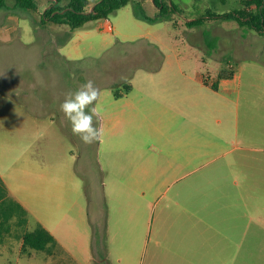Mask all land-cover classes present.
Here are the masks:
<instances>
[{"label":"rangeland","instance_id":"1","mask_svg":"<svg viewBox=\"0 0 264 264\" xmlns=\"http://www.w3.org/2000/svg\"><path fill=\"white\" fill-rule=\"evenodd\" d=\"M172 2L180 15L154 23L139 19L130 26L135 14L153 18L141 2L117 10L107 18L114 28L108 32L101 28L105 19L73 30L41 22L44 0L35 12L6 0L0 9V176L27 208V229L61 218L70 249L84 257L88 245L95 264H177L174 236L166 231L176 228L174 212L217 191L224 169L221 178H235L244 199L228 207L240 213L236 229L250 219L239 255L226 264H264V36H242L241 25L224 20L203 33L192 25L189 33L188 18L231 12L243 0ZM129 27L149 35L116 36ZM214 69L223 77L236 70L239 85L217 94L188 78ZM88 80L101 92L102 119L94 117V126L103 135L86 145L59 105ZM117 82H134L148 96L133 98L132 106L117 102L114 93L125 92ZM76 213L87 219L78 224ZM41 257L34 251L32 260Z\"/></svg>","mask_w":264,"mask_h":264},{"label":"crops","instance_id":"2","mask_svg":"<svg viewBox=\"0 0 264 264\" xmlns=\"http://www.w3.org/2000/svg\"><path fill=\"white\" fill-rule=\"evenodd\" d=\"M139 2L143 3V5L148 8L153 17L157 16L158 8L154 6L152 0H128V3L120 9H127L130 7V5L138 4ZM91 4L93 6L94 2L88 3V5ZM45 6H48L47 2L42 3V7L44 8ZM134 17L135 20H129L130 26L135 23L137 24L139 19L142 20L137 14H135ZM195 18L198 17H190L185 20V23L194 20ZM218 21L223 20H207L195 26H198L199 30L203 33V30H208L211 24H215ZM106 22H109L112 25L109 20L105 19L101 25V28H103L105 31H108L105 28ZM232 22V28L237 29L240 24L235 21ZM191 27L193 26H189L188 28L189 33L192 31ZM248 29L249 28L246 26H241V32H239L242 36L247 34L250 35V33L252 35H258L255 30L250 29L248 32ZM113 30L114 28L112 25V31L108 32H113ZM128 30L129 31L127 32L122 30L119 32L117 31L116 36L118 38L121 37L123 39H131L136 37H146L149 35L146 33L143 34L134 32L130 27ZM4 32L7 31L4 30L2 34ZM259 36H264V33L259 34ZM175 55L178 57V59L180 56H182L181 54ZM180 72L183 73L182 70H180ZM212 72V75L209 72L206 73L210 76L209 80L207 81L205 80L206 78H204L206 74L201 72L196 73L195 77L192 75L188 76V78L191 81L195 80L200 87H206L211 89V91L214 90V92L217 94L219 93V90L225 91L229 90L230 88H236L239 85V74L236 70L228 77H221V73L217 69L212 70ZM150 76L152 77V74H150ZM122 82H117V85L122 86L126 84ZM129 84L130 90L127 93H122L120 97H115V100H117V102L125 101L124 104L127 106H132L133 98H136V100L139 101H144L146 98L144 94L147 96L148 94L140 93L141 90L135 87L136 85H134V82H129ZM213 86H215V89ZM124 115L125 114H120L117 117H120L119 119H121V117L123 118ZM186 144L189 145L188 143ZM192 153L193 152H190V154ZM205 153H207V151H205ZM200 154H204V152ZM232 165V162L226 164V170L229 171L232 168ZM190 170H192V168ZM223 170L224 169L218 170L220 172L218 179L220 178L222 182L221 185H219L220 188L217 191L213 189L210 191L211 194L207 193V195L204 196V199H201L202 201H200V203H194L193 201V203H191L192 209L190 210L182 208V213L174 212L173 225H175L176 228L167 229L166 231L168 232V235L174 236L172 243H170V247L173 248L172 252L178 256L179 259H181L177 264H226V259H230L231 262H233L236 256L239 255L244 239L246 238V235H248L250 219L247 220L245 227L242 229H236L237 226H239L238 220L240 219V213L229 210L228 207L241 206V203H244V199H240L238 197V192L235 190L238 182L235 178H221L223 176H221V172H223ZM209 178L210 177L208 176V180ZM0 179L5 184L7 190L10 191L8 184L3 180L2 176H0ZM229 185H232V187L230 188ZM231 191H233L234 194L229 193ZM15 201L20 203L26 212H28L23 203L17 200ZM218 202L220 203L219 206L216 204ZM27 215L28 213L24 215L22 213L21 215L22 220H27L26 224L22 223L23 221L17 223L14 222V220H10V228H8L6 231L5 229L0 228V264H95L93 262L94 259L91 256V249L88 245L87 254L84 257L78 254L79 250L77 247L75 250L70 249L69 243H67L68 239L65 236H63V238L61 236L63 231H67V229H62V222L59 221L61 218L54 222H44L39 220L40 224L54 237L56 241V245L54 247L52 246L45 251H40L42 253V257L36 260H32L34 251H32L30 254H22V236L27 229L29 222ZM73 215L78 224L82 220L87 219L84 213H76ZM12 221L13 224L11 225ZM72 225L73 224L69 226ZM82 225H85V223L83 222ZM50 226H52V228ZM60 229H62V232L59 231ZM154 239L155 242L159 243L155 236ZM174 258L176 259V257Z\"/></svg>","mask_w":264,"mask_h":264},{"label":"trees","instance_id":"3","mask_svg":"<svg viewBox=\"0 0 264 264\" xmlns=\"http://www.w3.org/2000/svg\"><path fill=\"white\" fill-rule=\"evenodd\" d=\"M15 5L23 10L37 11L39 0H14ZM50 6L43 9L41 14V22L45 21L58 25H68L73 30L82 27L84 24L92 21L107 19L109 15L125 6L128 0H98L89 11L85 8L90 0H67L62 6L63 0H44ZM154 6L158 8L157 16L149 18L147 16H139L142 20L149 22H157L160 20L170 19L172 15H180V10L173 4L171 0H152ZM242 8L225 12L223 14L207 13L206 17H198L194 20L186 22L188 26L199 25L203 21L220 19L224 21H235L241 26L255 30L257 33H264V0H243ZM6 6V0H0V9ZM212 44H209L211 46ZM221 77L224 74H220ZM230 76V74L228 75ZM125 92L130 90V84L123 85ZM215 88V86H213ZM114 96L120 97V93H114ZM26 214V210L9 195L5 184L0 180V228L5 231L10 228V220L14 222L27 223L26 219L22 220L21 215ZM56 241L54 237L37 222L33 230H25L22 236V254H30L32 251H45L50 247H54Z\"/></svg>","mask_w":264,"mask_h":264},{"label":"clouds","instance_id":"4","mask_svg":"<svg viewBox=\"0 0 264 264\" xmlns=\"http://www.w3.org/2000/svg\"><path fill=\"white\" fill-rule=\"evenodd\" d=\"M100 95V89L92 80H88L74 92L67 93L59 105L60 112L71 126L72 134L86 145L103 135V127L94 126V117L98 121L102 119V109L97 103Z\"/></svg>","mask_w":264,"mask_h":264},{"label":"built area","instance_id":"5","mask_svg":"<svg viewBox=\"0 0 264 264\" xmlns=\"http://www.w3.org/2000/svg\"><path fill=\"white\" fill-rule=\"evenodd\" d=\"M105 28H106L108 31H112V25H111L109 22H106V24H105Z\"/></svg>","mask_w":264,"mask_h":264}]
</instances>
